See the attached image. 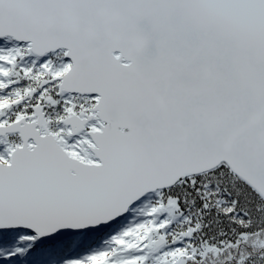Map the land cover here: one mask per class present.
<instances>
[{
    "label": "snow or ice",
    "instance_id": "6c2138e0",
    "mask_svg": "<svg viewBox=\"0 0 264 264\" xmlns=\"http://www.w3.org/2000/svg\"><path fill=\"white\" fill-rule=\"evenodd\" d=\"M0 264H264V0H0Z\"/></svg>",
    "mask_w": 264,
    "mask_h": 264
}]
</instances>
